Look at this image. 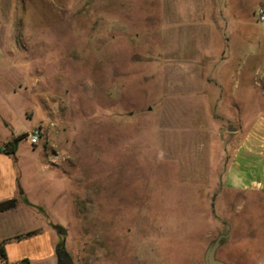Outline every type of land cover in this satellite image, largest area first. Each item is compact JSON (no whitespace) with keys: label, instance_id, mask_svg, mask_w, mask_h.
I'll return each mask as SVG.
<instances>
[{"label":"rangeland","instance_id":"rangeland-1","mask_svg":"<svg viewBox=\"0 0 264 264\" xmlns=\"http://www.w3.org/2000/svg\"><path fill=\"white\" fill-rule=\"evenodd\" d=\"M259 1L201 50L209 0H0V145L21 135L24 187L59 191L73 264H204L226 225L216 257L264 264V197L221 182L255 113L231 101L264 96Z\"/></svg>","mask_w":264,"mask_h":264},{"label":"crops","instance_id":"crops-1","mask_svg":"<svg viewBox=\"0 0 264 264\" xmlns=\"http://www.w3.org/2000/svg\"><path fill=\"white\" fill-rule=\"evenodd\" d=\"M236 2L230 4L227 9V6L221 4V0H209L210 12L208 9L204 13L202 8L197 11L196 20L192 21L196 23V35L202 39L197 44L198 48L202 50L207 47L208 44L203 42L204 38L213 39L224 35L220 23L235 21L244 0ZM259 6H264V0L259 1L257 8ZM255 17L263 26V33L259 35L258 41L260 44L258 53L261 54L264 44V22H260L257 16ZM255 67L256 65H251V69ZM237 69V74L241 75L239 67ZM252 78L257 84L264 83V66H257ZM217 98L218 101H223V96L219 95ZM247 101L251 104L246 105L244 102ZM231 102L241 103L238 107L242 117H245L250 107H254L255 113L246 118L248 122L243 133H240L238 127L230 129L233 137L238 136L239 140L237 142L234 140L233 145L230 144V157L226 170L222 173L221 182L229 192L242 191L245 197L253 195L264 197V96L248 94L244 100L233 99ZM17 151L13 157L0 149V202L11 198L17 199L14 207L0 211V241H3L7 262L14 264L27 259L24 264H57L55 251L63 242L59 233V227L62 225L53 209L60 199L59 191L57 190L56 194L53 190L44 188L28 191L24 187L21 170L25 166L36 167L37 162L32 158L21 160L17 156ZM27 232L31 233L15 238ZM0 264H2L1 259Z\"/></svg>","mask_w":264,"mask_h":264},{"label":"water","instance_id":"water-1","mask_svg":"<svg viewBox=\"0 0 264 264\" xmlns=\"http://www.w3.org/2000/svg\"><path fill=\"white\" fill-rule=\"evenodd\" d=\"M223 128L220 129V132ZM226 232L220 233L215 239L210 241L204 251L203 260L204 264H228L227 262L216 257L217 249L224 243L225 239L229 236V225H226ZM59 233L65 235L67 231L62 226L59 227ZM57 264H73V260L65 248L64 241L57 247L56 251Z\"/></svg>","mask_w":264,"mask_h":264},{"label":"trees","instance_id":"trees-1","mask_svg":"<svg viewBox=\"0 0 264 264\" xmlns=\"http://www.w3.org/2000/svg\"><path fill=\"white\" fill-rule=\"evenodd\" d=\"M25 135V134H24ZM21 138V135H18L16 137H14L11 140H8L7 142H5L3 144V146L0 148L4 153L11 155L13 157H15V152L17 150V144H18V140ZM17 203V199L16 198H11V199H7L4 201L0 202V211L6 210L8 208H12L16 205ZM31 232H27L24 234H19L17 236H15V238H20L22 236H26L29 235ZM0 259L2 264H10L7 262V257H6V252H5V248H4V244L3 241H0ZM27 259H23L17 263L14 264H24L25 262H27Z\"/></svg>","mask_w":264,"mask_h":264},{"label":"built area","instance_id":"built-area-1","mask_svg":"<svg viewBox=\"0 0 264 264\" xmlns=\"http://www.w3.org/2000/svg\"><path fill=\"white\" fill-rule=\"evenodd\" d=\"M256 16L257 19L260 22H264V6H259L256 10ZM43 134V127L42 126H36L33 129H31L28 133L27 136L30 140V142L35 145L40 142L41 137Z\"/></svg>","mask_w":264,"mask_h":264}]
</instances>
